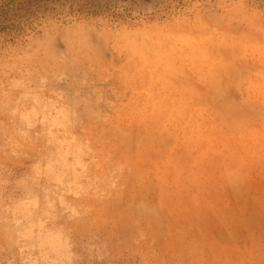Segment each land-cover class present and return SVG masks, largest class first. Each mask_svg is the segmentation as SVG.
Returning a JSON list of instances; mask_svg holds the SVG:
<instances>
[{
	"label": "rangeland",
	"instance_id": "rangeland-1",
	"mask_svg": "<svg viewBox=\"0 0 264 264\" xmlns=\"http://www.w3.org/2000/svg\"><path fill=\"white\" fill-rule=\"evenodd\" d=\"M0 264H264V0H0Z\"/></svg>",
	"mask_w": 264,
	"mask_h": 264
}]
</instances>
